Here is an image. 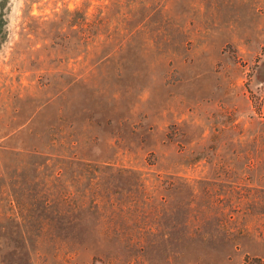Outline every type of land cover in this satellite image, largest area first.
<instances>
[{
	"label": "rangeland",
	"instance_id": "obj_1",
	"mask_svg": "<svg viewBox=\"0 0 264 264\" xmlns=\"http://www.w3.org/2000/svg\"><path fill=\"white\" fill-rule=\"evenodd\" d=\"M0 170V264H264V0H0Z\"/></svg>",
	"mask_w": 264,
	"mask_h": 264
},
{
	"label": "trees",
	"instance_id": "obj_2",
	"mask_svg": "<svg viewBox=\"0 0 264 264\" xmlns=\"http://www.w3.org/2000/svg\"><path fill=\"white\" fill-rule=\"evenodd\" d=\"M13 154H19L18 151H12ZM62 157H56L55 160L58 162V165H56L55 167V171H54V176L59 177L61 176V174H63V172H66L68 168V166H70L73 163V158H65L63 155H61ZM66 163V164H64ZM77 163V162H76ZM81 163V162H80ZM79 164V163H77ZM81 168H80V174H83L85 171H89L91 170L88 166V162H82L81 163ZM69 169V168H68ZM1 174L5 173V170H0ZM0 174V175H1ZM71 192L68 190H60L59 193L56 194L57 196V200H56V204L59 203V206H57V210L59 208H61V205H65V206H69L68 204L70 203V201L68 202V199H70L73 194H70ZM6 194V193H5ZM77 194L80 195L78 202L74 203V205H70L71 206H75L76 208H80L82 207V205L84 204V200H83V196H84V191L82 192H78ZM46 200L44 199L43 202V209L46 206V203H48ZM67 209H63L62 210H58L59 211H65ZM10 214H13L12 212ZM6 215H8V212L6 213ZM19 215L22 216V214L19 212ZM42 227V226H39ZM18 229L21 232H27L29 230V227L26 226V224H23V226H19L18 225ZM21 247L24 248V252H26L25 255V262H23V264H32L31 262L33 261L31 258V250H33L32 253H36L37 255L40 252H44L47 249H49L51 256H56L57 252L59 250H61L62 247H66V251H72L71 249H67V243L65 242H57V241H49V240H42V239H37V240H33L31 242L28 243V241H26L25 239L20 243ZM31 245V246H30Z\"/></svg>",
	"mask_w": 264,
	"mask_h": 264
}]
</instances>
